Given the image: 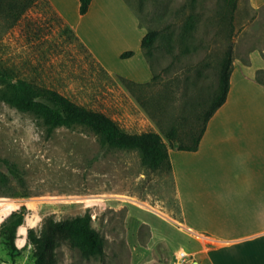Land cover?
I'll return each mask as SVG.
<instances>
[{
  "label": "rangeland",
  "instance_id": "1",
  "mask_svg": "<svg viewBox=\"0 0 264 264\" xmlns=\"http://www.w3.org/2000/svg\"><path fill=\"white\" fill-rule=\"evenodd\" d=\"M97 1L96 14L84 19L69 2L67 22L48 0H4L0 90L18 78L53 87L128 131L160 132L174 153L178 141L172 145L166 131L175 127L191 142L218 85L229 42L224 0ZM235 28L228 100L212 116L201 152L177 155L183 202L173 168H149L138 150L104 144L84 125L49 132L42 118L0 99V224L22 204L28 208L19 251L0 236V264H34L28 229L85 212L104 236V253L87 257L61 243L57 264H179L180 248L196 264H264V242L222 248L208 231L182 222L183 210L192 224L222 232L226 220L250 217L241 198L255 177V217L264 223V0H238ZM148 29L161 32L150 60L141 46ZM126 50L134 54L122 57ZM118 74L156 79L130 91Z\"/></svg>",
  "mask_w": 264,
  "mask_h": 264
},
{
  "label": "trees",
  "instance_id": "2",
  "mask_svg": "<svg viewBox=\"0 0 264 264\" xmlns=\"http://www.w3.org/2000/svg\"><path fill=\"white\" fill-rule=\"evenodd\" d=\"M0 0V9L3 6ZM92 0H80L79 11L85 14ZM224 17L228 23L229 42L220 61L218 85L210 98L208 105L199 116V128L191 131L186 139H179L176 128L171 127L165 133L169 142L174 145L177 140V148L183 150H197L200 141L207 129V125L215 112L225 103L228 97L233 71L235 13L238 0H224ZM72 30V28H67ZM159 29H148L142 38L141 46L147 60L153 56V47L160 35ZM134 54L133 50L121 53L122 57ZM119 80L130 90L142 85H149L156 79L154 74L150 81L141 83L126 76L118 74ZM0 99L20 110L33 112L42 118L48 127V131L59 126L72 127L84 125L99 135L102 143L112 147L138 150L141 161L152 169L166 167L172 168L170 152L163 135L155 130L131 132L126 130L111 115L102 110L90 108L78 103L73 98L63 94L59 90L36 84L25 78H18L14 82L0 90ZM28 208L22 204L13 210L0 224V236L9 246L12 252L19 251L16 245L17 230L24 223ZM27 241L34 248V264H57V248L61 243H67L80 249L87 257L102 255L105 250V240L102 233L92 224L90 213L67 217L62 219L46 218L40 230L31 227L28 229Z\"/></svg>",
  "mask_w": 264,
  "mask_h": 264
},
{
  "label": "crops",
  "instance_id": "3",
  "mask_svg": "<svg viewBox=\"0 0 264 264\" xmlns=\"http://www.w3.org/2000/svg\"><path fill=\"white\" fill-rule=\"evenodd\" d=\"M48 2L52 5V6H56L58 8V10H56L58 12V14L65 20L67 21L66 18V11H64V7H66L69 2H72L73 4H77L78 9L80 6V0H48ZM98 1L97 0H92L90 7L88 9V11L85 14H80V17L84 19V17H88L90 16L94 11L95 13H93L92 15L96 14V8ZM55 7V8H56ZM104 13L106 14V12L104 11ZM104 13L102 12V15H104ZM110 17V16H109ZM131 19V18H130ZM133 19V16H132ZM68 22V21H67ZM111 19H107L106 24L108 26V29L111 30L112 28V24H111ZM106 26V27H107ZM76 29V33H78L82 38H86L85 35H83L80 31V28L76 25L74 26ZM233 77H231V83H230V88L231 85L233 84ZM231 90H229L228 93V97L230 94ZM227 97V100H228ZM226 100V101H227ZM225 101V103H226ZM224 103V104H225ZM223 104V105H224ZM222 105V106H223ZM212 118V117H211ZM211 120V119H210ZM210 120L208 122L207 125V129L209 127V123ZM205 131L199 147L197 150H183V149H177L175 150L174 153H171L170 151V159L172 161V168L173 171L175 173V177L177 179V187H178V192H179V196L182 200V202L184 201V196L182 194V190L180 187V182H179V177H178V168H177V155L179 153H199L201 152V148L204 144L205 138L208 135L209 130ZM185 151V152H183ZM261 179L260 178H255L254 177V185L256 183H260ZM253 185L252 191H248L247 193H245V196H242V206H244L249 214L250 217H246L244 215L241 216V218L239 219L238 222H234L232 220H226L225 223L223 224L225 226V229H223L222 232L217 231L215 228H213L212 226H207V225H194L190 222V220L188 219V215L182 210V217H183V224H185L190 230L192 231H208L209 233H211L212 235H214V239H216V241H219L223 244L222 248H234L237 247V245L241 244L244 246H255L258 244H261L264 242V223H261V219L260 217H255V216H259L260 215V208H261V202L257 201L258 198H260V194H259V190H254L255 186ZM225 197V195L223 196ZM228 197V196H227ZM264 198V196H263ZM186 249V248H184ZM189 250V249H188ZM189 252L192 254L193 253L189 250ZM193 263L196 264V260H193ZM213 263V262H211Z\"/></svg>",
  "mask_w": 264,
  "mask_h": 264
},
{
  "label": "built area",
  "instance_id": "4",
  "mask_svg": "<svg viewBox=\"0 0 264 264\" xmlns=\"http://www.w3.org/2000/svg\"><path fill=\"white\" fill-rule=\"evenodd\" d=\"M176 256L179 264H194L192 259L193 256L188 250L180 248Z\"/></svg>",
  "mask_w": 264,
  "mask_h": 264
}]
</instances>
